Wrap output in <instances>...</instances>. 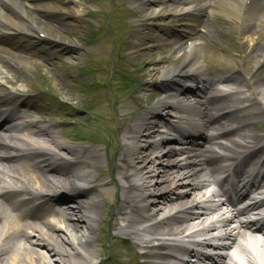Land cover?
<instances>
[{
  "label": "bare ground",
  "instance_id": "bare-ground-1",
  "mask_svg": "<svg viewBox=\"0 0 264 264\" xmlns=\"http://www.w3.org/2000/svg\"><path fill=\"white\" fill-rule=\"evenodd\" d=\"M21 6L19 0H0V33L24 30L18 11L26 13V9ZM139 10L163 33L156 38L146 37L139 44L144 47L147 40L157 41V48L163 52L152 49L139 54L138 60L151 67L149 72L141 69L139 78L142 84L149 78V86L165 96L149 111L138 100L135 105L119 106L121 120L134 121L119 133L122 147L114 157L110 158V141L103 147V154L96 148L78 149L61 142L42 124L51 114L41 104L42 96L33 99L19 95L0 100L2 104L21 102L18 115L11 117L21 122L0 125V264H98L93 249L98 239L94 235L103 229L101 211L107 204L111 209L108 231L113 232L112 239L127 242L135 259L139 257L137 249H144L141 255L145 264H240L237 258L241 254L245 264H264L251 249V243H255L264 252V221L256 224L258 220L245 219L251 209H260V205L224 212L221 205L209 200L200 202L203 191L218 186L215 173L232 167L238 175L237 184L242 185L240 190H245L248 185H243L242 175L250 159L244 154L254 146L257 149L251 157L264 154V134L253 130L255 122L247 123L254 108L264 118V76L257 80L258 73L250 74L251 70L259 72L264 68V0H149ZM205 10H209L207 15ZM165 17H173L181 25L180 36L160 25ZM30 22L36 27L44 24L40 18ZM68 24L76 23L60 24L58 29L64 31ZM198 24L205 30L202 36L197 31ZM227 25L235 32H229ZM11 40L17 45L15 51L0 41V78L4 75L18 84L27 79L24 69L30 70L21 64L29 62L23 53L40 42ZM51 45L62 49V45ZM64 50L80 59L77 49ZM220 52H227L230 60L238 63L236 70L217 78L219 83L231 85V93H214L213 81L207 76L209 53L217 63ZM58 83L62 85L63 81ZM17 84L26 90L23 84ZM189 84L200 86L188 92ZM174 110L186 115V120L204 133L197 138L161 141L158 137L163 128L181 130L172 120ZM206 131L212 132L211 138L207 139ZM197 139L225 153L206 156L196 144ZM221 139H227L228 145ZM171 142L186 147L176 149ZM148 151H152L151 156ZM183 155L186 158L181 160ZM56 162L59 165H53ZM219 162L226 164L215 166ZM104 163L112 166L115 173L110 182L90 171L100 170ZM79 167L85 171H79ZM256 176L250 189L264 181V171ZM90 182L94 185L83 189L82 184ZM111 185L122 192V198L112 205ZM8 186L18 190L4 191ZM236 190L238 193V187ZM94 192L103 194L104 200L91 197ZM215 194L218 192L212 195ZM19 195L27 196L28 202L22 205L12 200ZM218 212L221 215L217 220L209 222V217ZM204 221L209 223L204 225ZM196 225H200L199 229ZM202 232L210 237L198 246L219 255L196 252L192 243H178L179 238L191 239ZM216 233L219 237L214 236ZM213 239H218L221 247L212 249ZM182 256H193L195 261L188 262ZM258 256L261 258V253Z\"/></svg>",
  "mask_w": 264,
  "mask_h": 264
},
{
  "label": "rangeland",
  "instance_id": "rangeland-1",
  "mask_svg": "<svg viewBox=\"0 0 264 264\" xmlns=\"http://www.w3.org/2000/svg\"><path fill=\"white\" fill-rule=\"evenodd\" d=\"M148 1L139 0L140 3L135 4L133 0H29L31 5L38 6L37 9L28 7L33 13L31 17L29 16L30 19L40 18L44 23L38 29L40 36L46 35L53 42H60L63 47L74 48L80 52V59L77 60L63 49L37 45L24 53L23 58L29 62L21 63L31 69L30 72H26L27 79L23 82L27 87L24 94L44 98L43 104L50 110L49 117L52 120L46 118L48 121L44 120L43 124L54 127V130L51 129L53 133L66 145L78 149L96 148L103 154V144L110 141L111 151L117 154L122 145L116 140L114 129L120 125L123 127L131 125L134 121L121 120L123 115L118 111V107L129 103L135 105L134 102L138 100L146 110H151L164 96L158 89L149 86V78H146L143 84L139 78L141 69L149 72L151 67L140 62L138 56L152 49H157L163 54L162 49L157 48L159 45L157 41L150 43L151 40H147L144 47H139L146 37L156 38L162 34L158 27L150 29L138 23L140 19L146 20L140 10H135L134 14L130 11L138 7L137 5L145 7ZM72 22L76 23L75 26L68 24L64 31L58 29L60 24L64 26ZM174 22L170 17H165L160 25L176 29L174 36H178L182 29ZM226 27L229 32H235L230 25ZM60 32L63 35H60ZM200 33H203L202 30ZM33 34L40 38L38 33ZM225 53L219 55L217 64L223 63L235 70L238 63L230 60V54ZM35 56L43 60L35 59ZM255 73H258L257 80L260 79L264 76V68L259 72L256 70L250 72L251 75ZM60 80L63 81L62 85L58 83ZM138 89L141 91L137 92ZM143 89L148 91H142ZM58 100L67 104L62 106ZM107 117H113L114 120L107 123L105 120ZM261 121V129L264 130V119ZM150 153L152 151H148L147 154ZM78 169L84 171L82 167ZM91 172L96 176H102L106 182L115 177L113 171L110 174L107 163L102 164L100 170L92 169ZM109 189L113 193L110 203L112 205L121 199L122 195L121 192L118 194L117 188L113 185ZM90 196L98 197L100 201L104 200L101 193L94 192ZM109 210L107 204L101 213L107 215ZM159 216H162V213ZM105 226L102 225V231L94 235V238L98 239L93 247L98 264L145 262L142 258L134 259L122 243L112 244L113 241L107 239ZM137 252L140 254L143 251L138 249Z\"/></svg>",
  "mask_w": 264,
  "mask_h": 264
}]
</instances>
